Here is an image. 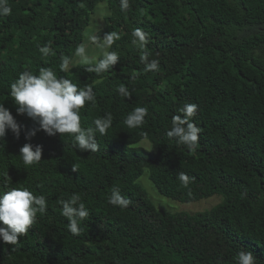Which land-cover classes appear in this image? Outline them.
<instances>
[{
    "label": "trees",
    "instance_id": "16d2710c",
    "mask_svg": "<svg viewBox=\"0 0 264 264\" xmlns=\"http://www.w3.org/2000/svg\"><path fill=\"white\" fill-rule=\"evenodd\" d=\"M110 13L93 43L108 33L119 39L108 51L117 61L101 73L96 62L61 71L82 42L96 6ZM11 14L0 16V103L22 125L19 138L9 130L0 141V190L27 187L47 201L45 213L18 245L2 241L0 264H236L250 250L264 264V0H8ZM148 34L144 49L132 43L134 29ZM93 37V38H94ZM50 46L45 56L40 49ZM143 51L157 59L145 71ZM69 62V63H70ZM51 68L79 88L90 85L95 102L80 110L81 126L111 113V127L94 133L98 151L74 147V136L26 139L37 124L10 95L24 71ZM123 85L128 96L119 93ZM198 105L193 122L198 144L189 149L169 138L173 115L185 104ZM148 110L142 126L126 117ZM148 140L151 149L134 145ZM42 148L41 161L25 165L20 148ZM75 166V171L73 170ZM158 192L182 202L218 194L222 201L196 214L157 209L138 184L144 169ZM183 172L189 178L184 186ZM114 188L130 199L126 208L109 203ZM79 194L89 211L79 235L68 229L61 200Z\"/></svg>",
    "mask_w": 264,
    "mask_h": 264
},
{
    "label": "clouds",
    "instance_id": "9594fccd",
    "mask_svg": "<svg viewBox=\"0 0 264 264\" xmlns=\"http://www.w3.org/2000/svg\"><path fill=\"white\" fill-rule=\"evenodd\" d=\"M129 0H121V10L129 8ZM11 14V7L8 0H0V16ZM132 43L138 45L142 50L148 43V34L142 29H134L132 32ZM96 39L95 37L93 38ZM119 39L116 32L108 33L104 36V45L110 47L115 40ZM40 51L47 56L50 52V46L46 45ZM76 55L82 58V62L89 64L88 55L83 45L78 46ZM149 53L143 51L140 59L145 65V71H156L159 68L157 59H148ZM118 58L115 51H104L103 58L99 60L95 68L89 67V72L95 71L101 73L107 71ZM70 62L69 57H63L61 63V71H66ZM10 95L15 104L18 106L16 112L18 115L26 114L37 126L25 129L26 139L35 137L37 132L43 130L48 136L59 134H71L74 136V147L81 150L98 151V143L94 138V133L99 132L104 135L112 125V114L107 113L102 119H95L94 126L84 128L81 126L80 110L85 106L86 102H95V95L90 85L79 88L71 80L60 77L58 78L51 68L41 67L39 73L33 74L31 71L22 72L19 77L10 86ZM123 96L129 93L125 87L121 85L118 89ZM198 105L195 103L185 104L173 115L171 120V128L167 131L169 138H177L178 142L186 145L189 149L194 148L200 137L201 132L193 122V117L197 113ZM148 110L145 107H136L125 119L124 123L129 128L142 126L145 122ZM23 126L18 124L17 119L13 116L10 109L0 103V141H2L7 132H11L19 138ZM25 165L38 164L42 157V148L36 146L33 150L31 143H25L20 148ZM75 171V166H73ZM179 180L184 186H187L190 178L183 172L179 174ZM4 188L0 190V237L2 241L11 245L20 243L19 237L26 235L29 229L37 220L38 213H45L47 210V201L43 195H34L27 187ZM61 214L68 220V229L73 235H79L82 231L80 227L81 221L89 216V211L85 204L81 201L79 194H73L67 200H61ZM109 203L114 206L126 208L130 203V199L124 198L120 194L118 188H114ZM236 264H256V256L250 250H241L237 253ZM217 264H220L219 260Z\"/></svg>",
    "mask_w": 264,
    "mask_h": 264
},
{
    "label": "rangeland",
    "instance_id": "374dc122",
    "mask_svg": "<svg viewBox=\"0 0 264 264\" xmlns=\"http://www.w3.org/2000/svg\"><path fill=\"white\" fill-rule=\"evenodd\" d=\"M109 13L110 9L105 1L98 3L94 13L90 17L88 26L83 31L82 42L79 46L83 45L85 47L86 54L91 61L90 63L96 62L98 57L103 55V52L108 51L109 49L106 45L101 47V45H104V40L100 43L92 42L96 32L99 31L105 24L104 17ZM82 63V58L77 56L75 53L73 59L68 65V68ZM134 147L149 150L151 149V144L148 140H142L140 143L134 145ZM137 182L146 190L148 198L157 209L169 213H187L191 215L208 211L215 205L219 204L223 199V197L218 194L193 202H182L166 197L158 192L152 181L149 179L148 168L144 169L143 174L138 178Z\"/></svg>",
    "mask_w": 264,
    "mask_h": 264
}]
</instances>
